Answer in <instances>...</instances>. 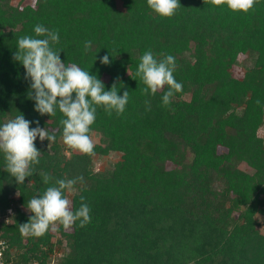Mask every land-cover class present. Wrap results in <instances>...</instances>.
Masks as SVG:
<instances>
[{
    "label": "trees",
    "instance_id": "1",
    "mask_svg": "<svg viewBox=\"0 0 264 264\" xmlns=\"http://www.w3.org/2000/svg\"><path fill=\"white\" fill-rule=\"evenodd\" d=\"M180 5L169 19L147 0H0V125L20 113L32 128L39 121L57 130L50 147L37 138L40 163L23 185L0 153V239L9 261L47 262L57 251L59 264H264L257 218L264 219V0L249 14L204 0ZM38 24L58 30L64 63L97 76L107 91L116 82L119 95L129 93L121 116L97 108L94 156L67 155L63 114L41 116L29 98L26 70L13 57L18 39L35 37ZM148 50L175 57L183 90L170 107L162 92L145 95L136 75ZM105 55L109 65L100 62ZM112 153L121 155L113 168L94 169L95 156ZM81 175L79 191L66 195L73 211L85 198L91 223L23 237L27 202L57 179Z\"/></svg>",
    "mask_w": 264,
    "mask_h": 264
},
{
    "label": "clouds",
    "instance_id": "2",
    "mask_svg": "<svg viewBox=\"0 0 264 264\" xmlns=\"http://www.w3.org/2000/svg\"><path fill=\"white\" fill-rule=\"evenodd\" d=\"M261 0H204L217 8L226 5L233 13L249 14L255 10ZM149 8L160 17L173 18L181 8L180 0H147ZM35 37L23 36L18 39V51L14 60L20 62L26 70L25 78L30 81L29 98L35 102V111L41 116L53 117L57 110L63 114L60 120L63 143L72 150L89 157L95 155L91 139L92 125L96 121L98 107H103L109 117L113 112L117 116L124 114L129 100L128 91L119 95L116 82L110 91L95 75L83 70L76 63H64L60 58L61 50L55 46L60 43L58 30H49L43 25L34 27ZM85 51L92 48L91 41H85ZM157 58L152 50L146 51L140 58L136 75L145 88V95L155 96L162 92V102L170 107L176 94L181 93L183 85L174 73L178 67L175 57L161 53ZM109 65V56L101 61ZM129 73V70H128ZM119 79V78H117ZM149 104V101H145ZM260 101L257 100V105ZM150 110V104H149ZM32 128V121L18 114L0 125V153L3 154L6 170L18 185H23L26 178L32 177L40 163L42 152L35 142L39 138L43 143L49 141V147L56 140L57 130H48L39 125ZM43 182L49 184L53 179L50 174L41 173ZM84 184V177L57 179L53 186L47 187L42 195L27 202L26 209L31 215L26 223L19 225L23 237H43L56 231L58 227L67 231L78 225L80 228L91 223V208L83 196L80 207L73 211L66 193H76V185Z\"/></svg>",
    "mask_w": 264,
    "mask_h": 264
},
{
    "label": "rangeland",
    "instance_id": "3",
    "mask_svg": "<svg viewBox=\"0 0 264 264\" xmlns=\"http://www.w3.org/2000/svg\"><path fill=\"white\" fill-rule=\"evenodd\" d=\"M119 7L121 8V4H119ZM235 71L238 73L239 76L241 73H243L242 68H237V69H235ZM258 135L264 139V126L260 129ZM99 140H100V138L97 136H93V138H92V141L94 144L98 143ZM62 143H63V141H62ZM72 151H75V150H69V148L67 147V150L65 152L67 155H69L70 152H72ZM120 158H121V155L118 153H112L111 155L106 156V157L95 156V158H94V169L97 171H104L106 169L113 168V165L116 162H118L120 160ZM12 214H13V212L12 213L8 212V216L6 217V219H9ZM257 218H258V221H259L260 226H261V231L264 234V219L262 218L261 215H258Z\"/></svg>",
    "mask_w": 264,
    "mask_h": 264
},
{
    "label": "built area",
    "instance_id": "4",
    "mask_svg": "<svg viewBox=\"0 0 264 264\" xmlns=\"http://www.w3.org/2000/svg\"><path fill=\"white\" fill-rule=\"evenodd\" d=\"M12 213V210L9 211ZM10 250V246L7 243L6 240L0 239V264H14V261H9L7 258V251ZM11 253L13 254V250H11ZM62 258V253L55 252L52 254V260L47 262H42L38 260H32L27 264H59V259Z\"/></svg>",
    "mask_w": 264,
    "mask_h": 264
}]
</instances>
